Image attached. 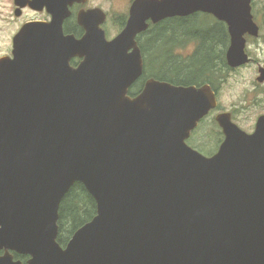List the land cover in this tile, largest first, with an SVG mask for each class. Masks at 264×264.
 <instances>
[{
	"label": "water",
	"instance_id": "water-1",
	"mask_svg": "<svg viewBox=\"0 0 264 264\" xmlns=\"http://www.w3.org/2000/svg\"><path fill=\"white\" fill-rule=\"evenodd\" d=\"M251 1L137 0L108 41L89 25L80 40L66 36L58 0H14L17 17L44 5L54 17L26 22L0 58V264H23L14 252L27 264H264V115L252 133L217 115L226 138L209 157L186 142L217 106L209 84L152 77L129 94L144 74L134 37L148 19L217 16L239 67L250 61L244 35L259 34ZM76 183L97 214L63 247L59 209Z\"/></svg>",
	"mask_w": 264,
	"mask_h": 264
},
{
	"label": "flooded vegetation",
	"instance_id": "flooded-vegetation-1",
	"mask_svg": "<svg viewBox=\"0 0 264 264\" xmlns=\"http://www.w3.org/2000/svg\"><path fill=\"white\" fill-rule=\"evenodd\" d=\"M136 1L58 0L61 7L60 13L55 11L63 18L62 27L66 36H74L77 40H80L87 35L88 30L86 25H89L98 27L104 32L106 39L111 41L127 27ZM16 8L15 5V10ZM25 9L30 8L27 7ZM31 11L36 15L31 21L51 22L54 17V13L48 5H44L41 10L31 8ZM259 11L260 8L257 6V0H252V18L253 22L259 27V34L252 35L246 33L244 35L246 39L245 49L250 57V61L239 67H232L227 61V53L232 43L228 23L210 13L196 11L187 15L168 16L158 22H153L152 19H148L146 21V28L140 30L134 37L135 43L140 49L143 58L144 74L147 67L150 69H164L165 74L170 76L171 79H174L177 75L172 71L177 68L172 63L177 60L182 62L183 58L187 62L194 55L217 54L220 56V62L215 64L216 69L219 70L214 75L213 83H181L196 85L198 87L209 84L215 92L217 106L198 122V126L191 131L190 136L186 139V142L192 148L206 156L210 157L217 153L226 138L223 128L216 119L217 115L227 113V116L234 123L248 133L255 131L259 117L264 115L263 108V112L257 118L252 117L247 121L246 116L241 113L245 111L243 107H239L236 104L232 105L231 102L230 104L223 105L221 95L222 88L228 80V77L233 73L241 72L247 67H255L257 70L256 82L253 83L257 84V86H264V81L260 82L258 80L260 69L262 67L264 68V61L254 56L252 51V49L257 51V49L264 45V13L260 14ZM132 51L133 48L128 50V52ZM151 54L157 55V59L153 64L147 57V55ZM182 56L188 57L185 58ZM82 60L83 58L76 56L70 62L73 67H77ZM165 79L164 81H168ZM245 102H251V105L255 106L256 104L254 102H257V95L255 93H247L245 95ZM204 128L206 130L203 131V134L200 133L199 131ZM211 130L214 131L209 139H207L208 134L206 133ZM15 260L20 259L15 258ZM21 261L23 264H27V261L26 263L23 260Z\"/></svg>",
	"mask_w": 264,
	"mask_h": 264
},
{
	"label": "trees",
	"instance_id": "trees-1",
	"mask_svg": "<svg viewBox=\"0 0 264 264\" xmlns=\"http://www.w3.org/2000/svg\"><path fill=\"white\" fill-rule=\"evenodd\" d=\"M150 57V61L153 64L157 55H147ZM220 62V56L217 54H205L194 55L190 61L182 62L177 60L172 63L176 70L172 71L176 73L175 79H165L152 75V68L147 67L142 79L138 80L129 90L131 96L138 95L148 78H157L160 80H168L176 85H189L181 84L182 82H194L201 84L200 82H211L217 70L215 64ZM177 66V67H176ZM97 214V203L94 197L87 191L82 183H76L72 189L67 193L61 202L59 209V235L58 242L65 247L73 234L84 224L91 221ZM1 254V252H0ZM16 259L23 260L25 263L29 258L28 255L14 253Z\"/></svg>",
	"mask_w": 264,
	"mask_h": 264
},
{
	"label": "rangeland",
	"instance_id": "rangeland-1",
	"mask_svg": "<svg viewBox=\"0 0 264 264\" xmlns=\"http://www.w3.org/2000/svg\"><path fill=\"white\" fill-rule=\"evenodd\" d=\"M257 6L260 8L259 13H264V0H257ZM34 17L36 15L31 9H25L23 14L17 17L15 15L14 1L0 0V58L12 56L13 37L26 22L31 21ZM252 51L254 56L264 61V45L257 49V51L255 49H252ZM182 57L187 58L188 56ZM148 59L150 60L151 58L148 57ZM256 71L255 67H247L239 73L231 74L224 84L221 93L223 105L230 104L231 102L232 105L236 104L239 107H243L245 111L241 113L246 116L247 121L252 117L257 118L263 112L264 108V86H257V84L253 83L256 82ZM150 72H152L153 76L171 79L170 76L165 74L164 69H152ZM247 93H255L257 95V102H254L256 104L255 106L251 105L252 101L245 102V95ZM205 130L206 128L199 132L203 134ZM213 131L211 130L206 133L208 134L207 139H209Z\"/></svg>",
	"mask_w": 264,
	"mask_h": 264
}]
</instances>
